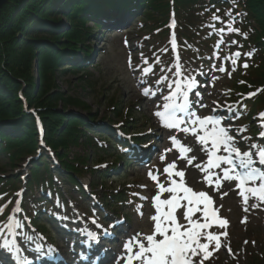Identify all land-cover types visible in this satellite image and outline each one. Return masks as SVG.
I'll use <instances>...</instances> for the list:
<instances>
[{"label":"trees","instance_id":"16d2710c","mask_svg":"<svg viewBox=\"0 0 264 264\" xmlns=\"http://www.w3.org/2000/svg\"><path fill=\"white\" fill-rule=\"evenodd\" d=\"M110 1L112 0H9L0 10V152L8 154L12 166L22 157L38 152L35 117L29 112L35 109L44 121L47 142L54 148L59 159L60 175L64 176L63 180L69 186L80 188L79 177L87 171L94 174L97 181L105 178V171H95L89 165L88 157L69 155L72 147L85 143L96 151L94 159L98 163L103 160L102 154L109 151V148L97 142L91 135V123L96 120V114L89 111L88 103L68 96L55 82L59 73L69 72L77 73L76 76L85 82L90 81L89 68L84 69L81 65H71L73 68L62 66L68 60L67 54L79 50L89 53V49L93 50L86 42L98 34L94 32V27L87 25V21L95 18V27L102 28L97 20L105 13V3ZM115 1L116 7H123L131 14L144 17L146 27L151 31H166L170 12L175 9L180 18L179 33L183 39L196 44L199 53L207 45L212 46L210 29L204 25L211 20L213 13L220 9L217 15L227 20L226 10L233 9V15L240 14L234 27L239 28L241 33H247V38L235 33L232 37L238 45L243 46L239 48L243 53L251 51L254 56L249 72L235 81L234 87L243 93L264 85V0H236L235 8L230 0ZM68 24L70 27L66 29ZM216 27L221 25L217 23ZM160 31L159 34L164 36ZM31 57L36 58L39 64L42 84L40 92L31 83ZM240 81L245 83L241 84ZM116 102L117 99L114 100V110L116 116L120 117L121 104ZM25 103L29 105V110ZM254 106H264V91ZM71 108L82 109L87 114L84 116ZM125 116L131 118L129 113ZM130 121L131 119L125 121L128 123L125 130H130ZM8 128L10 133L6 132ZM105 130L109 132L108 139L116 142V145L112 144L113 149L118 145L122 150L119 159L131 162L124 151L128 142L123 139L118 141L110 125ZM30 172L27 197H33L35 191L46 186L56 189L53 171L46 156L33 160ZM12 188L15 190L17 187ZM116 195L114 192L107 194V200L115 198ZM118 197L125 198L122 193ZM43 201H47L46 197L34 199L33 206L36 208L40 204L38 209H42ZM255 264L263 262L256 261Z\"/></svg>","mask_w":264,"mask_h":264},{"label":"snow or ice","instance_id":"6c2138e0","mask_svg":"<svg viewBox=\"0 0 264 264\" xmlns=\"http://www.w3.org/2000/svg\"><path fill=\"white\" fill-rule=\"evenodd\" d=\"M230 2L235 8L236 0H230ZM206 11H210V9H206ZM219 11L220 9H217L211 20L204 25L210 29L209 36L214 32L219 34L220 38L215 45V54L213 57H209V59L217 61L221 60L219 49L226 43L224 39L226 32L240 34L245 39L247 38V33H241L239 28L234 27L239 13L233 15V9H228L225 12L228 19L225 20L217 15ZM217 23L221 27L217 28ZM170 27L175 28L174 19ZM230 43L237 45L238 48L243 47L238 45L236 40H232ZM171 47H178L174 34L171 39ZM243 55L251 58L253 52L243 53ZM241 56L242 53L237 50L225 56L224 62H229L232 65V71H235ZM141 57L143 64L148 66L142 68L137 66V69L145 77L142 83L147 85L146 78L154 72L155 65L160 64L161 61L157 57L150 65L148 58H144L143 54ZM179 60L180 57L177 55V63L172 67L161 68L164 75L156 80L155 90L151 86L142 89V95L149 98H154L157 94L161 95L162 105L157 104V108L160 110L155 111L154 115L160 119L161 127L170 131L174 130V134L168 137L171 147L166 148L161 154V162H165L168 153L175 152L178 155L176 159L165 164L162 172L159 169H149L148 177L157 185L156 194L152 197V205L155 210V214L150 217L153 222L152 230L150 233L137 232L126 239L121 254L114 258L113 264H205V261L209 260L222 247L221 238H227L229 224L227 219L219 215V207H223V205L217 207L213 195H210L209 191H197L190 187L185 180L186 171L178 167V161H184L185 168L194 166L198 169L202 174L205 188L210 189L213 193L220 192L226 182L230 184L235 182L234 190L239 189L238 195L242 197L245 212L249 210V199L258 201L252 204L253 208H259L264 204V144L252 142L247 145L246 150H241L239 147L241 140L244 142L252 140V137L243 135L248 130V126L239 128H232L231 124L225 126L226 117L215 115L219 108L234 113L236 109L231 104L219 105L217 103V107L212 109L213 115L200 116L193 108L191 95L195 91V95L198 97L197 106L199 108L207 107V105L199 103L203 97L199 91H196L201 86L196 76H204L206 73L203 67L199 70H186ZM224 62L219 67L215 63L211 64L207 71L227 72L231 78L232 71H228ZM129 67H132L131 57H129ZM242 67L246 69L249 64L244 63ZM213 79H219V77L214 76ZM240 83L245 82L240 81ZM160 85L167 88V95L163 94L165 88L159 87ZM238 95H241L242 98H250L256 93L250 92L247 97H243L242 94ZM243 107L246 109V105ZM235 118H239V115H236ZM253 119L259 121L258 126L261 129L257 139L264 141V112L258 113ZM180 133L194 138V146L185 144L178 138ZM194 148H198L199 152L206 156V159L194 163L197 161V156L190 155ZM162 175L166 177L165 182L161 181ZM139 187L144 189L147 186L140 185ZM165 194L167 195L165 196ZM227 194V192L222 193L220 198L223 199V196ZM130 195L139 197L141 201L148 199L139 193H130ZM128 203L132 204L133 201L129 200ZM4 207L0 206V214ZM142 208L143 204L136 205L138 215L141 217H143V212L140 211ZM21 210L17 209V211ZM90 219L92 225H95L99 230L87 232L89 240L93 242L89 243L91 249L100 243L101 234L108 237L113 233L100 225L95 217ZM246 221L247 217H244L241 222ZM116 223L123 224L124 222L116 221ZM114 226L110 225V227ZM21 227L20 221L11 214L7 222L0 224V252L7 253L13 264H19L18 253L22 251L17 240V229ZM214 229H224V231L218 232ZM25 239L31 241L33 237L28 236ZM43 248V244H36L35 251L42 255H59L54 246L49 245L46 252H42ZM227 250L229 254H232L230 242ZM101 251L106 253L107 249H101ZM81 258L88 259L83 253H81ZM99 258V254H97L96 259L99 260ZM0 264H5L2 257H0ZM28 264H32L31 259H28Z\"/></svg>","mask_w":264,"mask_h":264},{"label":"rangeland","instance_id":"374dc122","mask_svg":"<svg viewBox=\"0 0 264 264\" xmlns=\"http://www.w3.org/2000/svg\"><path fill=\"white\" fill-rule=\"evenodd\" d=\"M106 17L120 23L123 21L122 17L124 19L126 18V12L124 13L121 9L115 10V7H113L109 9L108 14L106 13ZM142 19H144V17H141L140 15H133L121 27L105 29V32L102 33L103 40H92L89 42V44H93V46H95L97 49L95 54L92 55V58L89 59L90 62L88 65L90 66L84 68H89V82L79 79L78 76H76L77 73L71 72L65 74L59 73L58 78L56 79L55 84L57 87L68 94V96L71 95L72 97L80 98L82 101L89 104V111L96 114L95 121L97 123H92L95 134L98 135L100 132H102L103 128L101 127L110 124V122L115 124V126H120L124 124V120L126 119H131L129 124H131L130 131L133 133H135L134 131L139 132L141 130L145 132L147 131V133L151 131V137L146 141H141L139 145L140 150L147 152V155L150 156L149 160L145 161L141 166H127V169L122 166L125 171L123 174L122 172H109L108 176L99 182H95L96 176L89 171L83 173L81 176V181L86 187V191H88V193L90 192V182L94 184L93 186H96L92 188L95 196H97V199H95L94 202L89 201L87 198L79 200V193L75 192L77 190H70L66 187L63 180L64 176L60 175L61 171H59V168H56V156L50 155L48 157L53 175L55 176V187H57V190H59L60 193L65 194L67 201L71 202L68 203L69 208L73 210V212L75 211L73 215L70 213V220L75 218V214L78 211L83 214L86 212H91L92 209L96 211L100 210V207L98 206L100 201H102L104 194L107 193V190L117 192L121 191L126 194L128 193L127 191L129 188H133V191L134 189L136 191H144L147 196L150 194L149 197H151L156 193L157 185L154 181L149 179V169H159L162 172L165 164L176 159V156L178 155V153L175 152L168 153L165 162H161V154H163L166 148L171 147L168 137L174 134V130L170 131L161 127L160 119L154 115L155 111L160 110L157 108V104H160L159 102L161 95L157 94V96L154 98H149L142 95V89L146 86H151L155 90L156 80H158L161 75H164V73L161 72L162 67H172L175 63H177L176 56L173 54L170 64H167L164 61L165 55L169 54L170 51L168 40L171 33H169L165 39L157 43V46H154L155 37L150 34L151 31L146 27V24H144ZM64 20L66 22L65 18H63V21ZM87 25L91 26L93 23L90 22ZM100 29L101 28H98L95 30V32H99ZM231 41L232 40H230L229 43ZM165 49H167V51H165ZM224 49V53L220 54V61L211 59L209 64H205L206 66H201L202 64L194 61L190 57V54L187 52V50L181 49V54L179 55V63L186 70H199L201 67H203L206 73V75L200 76V78H203L204 82H202L203 88L200 89V94L203 99L201 101L199 100V103L207 105L205 108L207 114H209L212 110L213 106L215 105V101H230V91L228 90H230L229 87H231L232 82L229 81L223 73L207 71L210 65L214 63L213 61H216L217 67L221 66V63L224 62V57L230 54V47L228 46V43L225 44ZM235 49L236 48H233L232 50ZM141 54H143L144 58L149 59L150 65L154 63V60L157 57L161 61L160 64L155 65L154 72L146 78L147 85L142 83V80H144L145 77L143 76L142 72L137 69V66H140L141 68L148 66L143 64ZM74 55L75 58H78V56L80 57L81 54L74 53L73 57ZM129 57H131V68L129 67ZM76 60L78 59H75V61ZM79 61L80 60L74 62L73 64H81ZM70 63L71 62H65L62 68H73L71 66L72 64ZM246 63L249 64L248 61ZM224 65L232 66L229 62H224ZM38 66L39 64L37 59L32 58L29 75L31 76L32 85L36 86L35 88L37 92H40L42 89V84L39 78ZM134 69L137 70L134 71ZM173 71H175L174 68ZM168 75H171V73H168ZM214 76H218L219 79L214 80ZM159 87H164L165 90L163 94L167 95V88L164 85H160ZM115 99H117V102H120L121 104L122 111L120 117L116 116V112L114 110ZM71 110L79 112L84 116L87 114V112L82 109L71 108ZM127 113L130 114L131 118H125ZM235 123H237L238 127L244 126L242 118L238 120L235 119ZM126 124L128 125V123H125V125ZM253 125H256L255 119H253L249 124L245 125L248 126V130L244 132L245 134H243L245 136L252 137V140L247 142L241 140V144H251L252 142L258 141V139L254 137L255 134L253 132ZM178 138L183 140L185 144L186 142H188L189 145L194 143V139L185 136L183 133H180ZM95 153L96 151L94 149L90 148L85 143H82L77 147H72L69 155L71 157L72 155H75V157H78L79 155L88 157L89 165L93 166L97 163L94 159ZM196 156L197 159H205V155L202 153H199ZM102 158V161H104L103 164L106 163L105 165H108L107 162L110 163L114 159L109 153L104 154ZM30 167V160L27 157H22L12 166L10 164L8 154L5 152L0 153V173L7 174L14 179H17V183L21 186V188H24L25 183L27 182L28 178H30ZM107 167L108 166L105 168ZM178 167L180 169H185V178L190 186L194 187L198 191H211L210 189H206L203 181L198 180L195 174L192 173V170L196 169L194 166L185 168V162L178 161ZM165 179L166 177L162 175L161 181L164 182ZM129 185H132V187H129ZM140 185H146L147 187L142 189L139 187ZM224 188L225 187H223L220 192H216L214 194L217 198L218 205H223V207H219L223 217L229 222V226L227 227L228 236L227 238H221L222 247L219 251L215 252L209 260L205 261V264H255L256 261L263 262L264 264L263 206L262 209L259 210V215H250L248 212L243 210L244 206L242 203H240L242 199L236 194L234 196L236 197V201L238 200V204L235 205L230 204L226 200L227 195L223 196V199L220 198L222 193L227 192V190H224ZM39 194L40 193L37 192L35 193V196L39 197ZM0 196H2V199H0V206H4L9 204L8 201L9 199L13 198L14 194H0ZM30 200L31 198L28 200V209L31 206L29 203ZM93 203H95L94 206ZM138 204H143V208L140 210L143 212V217L138 215L136 209V205ZM152 207L153 206L150 201L140 202V200L137 199L128 206H122V211L119 212V215L123 216L125 214L129 217V223L124 225L125 231L127 230L129 235H135L137 232L145 233L143 230L147 228L150 229L152 223L150 220V211ZM41 217L46 220L45 217ZM244 217H247V221L242 223L241 221L244 219ZM223 231L224 229L218 230V232ZM245 241H247V243H245ZM229 242L232 254H229L227 250ZM117 243L119 244L120 241Z\"/></svg>","mask_w":264,"mask_h":264},{"label":"bare ground","instance_id":"6f19581e","mask_svg":"<svg viewBox=\"0 0 264 264\" xmlns=\"http://www.w3.org/2000/svg\"><path fill=\"white\" fill-rule=\"evenodd\" d=\"M108 3V2H107ZM108 7H109V5H107ZM113 7H116L115 5L113 6ZM122 20H124V18L122 17ZM77 59H81V57H79L78 56V58ZM188 137H190V136H188ZM192 138V137H191ZM200 152H199V150H198V148H194V151H193V153H191V154H193V155H197V154H199ZM190 154V155H191ZM199 160L200 159H197V161H195L194 163H198L199 162ZM192 173L193 174H195V176H196V178L198 179V180H200V181H202V174L200 173V171L198 170V169H193L192 170ZM227 184V183H226ZM226 190H227V201L230 203V204H232V205H235V204H238V200L236 201V197L234 196L235 194H234V190H232L231 189V187H229V185H227L226 186V188H225ZM230 197V198H229ZM250 202H248V207H250V210H251V208H252V204H254V203H257L254 199H252V200H249ZM259 210H260V207L259 208H255V210L254 211H252V212H249V214L250 215H259ZM78 218H79V221L78 220H76L75 222L73 221L72 222V224H73V226H77V225H86V221H85V219L82 217V216H78ZM153 226V224L151 225V227ZM42 252H44L43 250H42ZM35 253L37 254L36 255V257H37V259H38V264H44V261H45V258L43 257L44 255H42L41 253H39V252H36L35 251ZM1 257H2V255H0ZM106 256H109L108 254H106ZM10 261H12L11 259H10V256H9V258H8ZM56 260H57V264H64V262H66V264H70L71 263V261L72 260H74V261H76L78 264H82V261H81V259L78 257V255L75 253V250H68V251H66V252H63L62 253V257L61 258H59V257H57L56 258Z\"/></svg>","mask_w":264,"mask_h":264},{"label":"water","instance_id":"95a60500","mask_svg":"<svg viewBox=\"0 0 264 264\" xmlns=\"http://www.w3.org/2000/svg\"><path fill=\"white\" fill-rule=\"evenodd\" d=\"M9 0H0V10L4 7V5L8 2Z\"/></svg>","mask_w":264,"mask_h":264}]
</instances>
